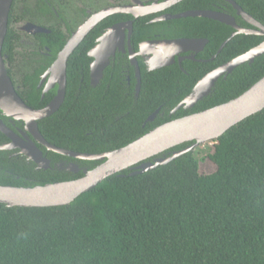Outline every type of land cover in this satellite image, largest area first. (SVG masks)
<instances>
[{
  "label": "trees",
  "instance_id": "1",
  "mask_svg": "<svg viewBox=\"0 0 264 264\" xmlns=\"http://www.w3.org/2000/svg\"><path fill=\"white\" fill-rule=\"evenodd\" d=\"M213 1H182L173 12L206 10ZM234 1L264 24V0ZM220 8L234 14L224 0ZM236 21L251 27L239 17ZM171 24L175 33L170 37L207 40L196 55L207 61L185 59L180 65L149 71L138 59L141 81L135 96L133 80L128 87L121 74L120 66L128 60L117 59L114 69H105L98 85L88 84L91 59L86 50L93 44L88 35L68 60L61 109L38 121L42 136L57 147L81 153L115 150L165 122L237 97L264 75V55H260L218 78L193 107L170 113L207 72L264 40L254 33L235 34L217 53L232 27L197 16L174 19ZM136 30L137 26L135 45L147 34ZM56 37V41L42 38L50 47L60 48L64 40ZM50 98L40 100L39 91L24 96L33 106ZM209 142L213 145L207 156L216 165L211 173H201L197 155L189 151L145 171L128 168L108 176L67 205L7 207L0 203V264H264V108ZM188 144L158 157L170 156ZM49 156L55 160L62 155L52 152ZM79 162L89 168L100 163ZM0 168V185L33 186L82 175L35 170L31 162L24 166V161L11 160L1 150ZM5 170L20 178H12ZM24 175L34 181L24 180Z\"/></svg>",
  "mask_w": 264,
  "mask_h": 264
},
{
  "label": "water",
  "instance_id": "2",
  "mask_svg": "<svg viewBox=\"0 0 264 264\" xmlns=\"http://www.w3.org/2000/svg\"><path fill=\"white\" fill-rule=\"evenodd\" d=\"M229 3L235 11V14L240 16L246 23L254 28L240 27L235 23L234 16L223 11L212 10H191L185 13L170 17H206L221 23H224L233 28L230 36L221 43L217 53L222 49L227 41L235 34L254 33L264 36V24L253 18L238 5L234 0H224ZM12 0H0V103L18 107L24 114H32L34 119L31 120L30 131L35 136L39 143H43L48 150L59 154L71 156L85 160L101 161L93 168H82V175L78 178L60 181L49 182L44 184H36L33 186H12L0 185V203L7 207H45V206H61L67 205L73 201L81 193L88 191L96 186L106 177L115 173H119L124 169H135L134 172L145 171L164 164L171 159L192 151L197 145L204 144L206 141L215 140L229 127L235 125L244 118L261 111L264 108V75L252 84L246 91L237 97L214 107L191 113L159 126L154 127L137 139L115 150H111L99 154H88L75 152L61 147H57L48 143L40 134L37 127V120L51 115L63 102L65 96L66 85V61L74 47L83 39L89 27L83 25L73 34L71 39L66 43L62 51L59 53L51 70H58L59 87L55 97L51 102L42 109H32L27 106L15 92L7 71L4 67L3 58L1 56V46L6 34L7 18ZM113 29V30H111ZM111 32L105 33L100 39H105L98 45L99 56H96L90 69L91 83L96 84L101 77L103 68L108 64L110 54H114V47H109V40L112 38L114 31L120 26H113ZM116 35V33L114 34ZM118 37L117 39H119ZM116 39V38H115ZM116 39V40H117ZM207 40L201 38H179L170 40L147 41L139 46V54L150 55L147 63L149 69H158L168 66L175 61V56L181 52L189 51L190 55L185 56L192 58L193 53L203 49ZM108 47V48H107ZM107 48V49H106ZM94 53L90 52L91 56ZM264 55V40L258 45L250 48L247 52L240 54L230 61L214 68L200 78L192 91L185 96L171 111L174 113L180 108L187 109L193 107L199 100L210 93L215 82L221 76L225 77L240 64L245 62L251 63L255 57ZM185 57H179L178 62ZM132 62L135 60L131 59ZM136 76L137 84L135 94L139 91V72ZM56 77V76H55ZM158 110L153 112L147 119L152 120ZM186 147L180 150H173L170 156H159L167 150L182 144L188 143ZM28 147L33 151V154H27V157L38 164L39 167H48L49 160L43 157L41 151L33 143H29ZM25 154V153H24ZM150 159H153L150 161ZM78 171L77 165H73ZM80 171V170H79Z\"/></svg>",
  "mask_w": 264,
  "mask_h": 264
},
{
  "label": "flooded vegetation",
  "instance_id": "3",
  "mask_svg": "<svg viewBox=\"0 0 264 264\" xmlns=\"http://www.w3.org/2000/svg\"><path fill=\"white\" fill-rule=\"evenodd\" d=\"M182 1L186 0H12L8 12L6 34L1 46V56L3 58L7 75L10 78L15 92L22 101L32 109H42L46 107L55 97L59 87L57 77L58 70L53 72L51 68L59 53L71 39L73 34L79 27L86 25L89 27L87 33L78 45L74 47L67 58L66 84L68 60L76 48L79 47L89 35L90 41L93 42V44L86 50V55L91 59L88 62V84L91 86L98 85L104 75L103 73L105 69L110 66V68L114 69L115 67L112 66L114 61L117 59H124L128 60V64L120 66L122 70L121 74L124 75L128 87L131 86V80H133L132 88L135 94L138 79L136 76L137 71L139 72V79L141 81V70L138 59L141 60L147 70H155L149 69L147 60L150 55H141L138 53L140 44L147 41L185 38L179 36L170 37V35H174L175 33L172 31L174 27L171 24V21L182 17H165L196 10L185 9L173 12L180 7V2ZM211 7L212 8L206 10L223 11L220 8V0H214L211 3ZM225 13L233 15L235 23L240 27H244L236 21V17H239L244 23L246 22L240 16L236 15L235 11H233L234 14L230 12ZM113 26L121 27L120 31L118 29L114 31V34L116 33V35L113 34L108 42L109 47L115 48L113 51L114 54L112 53L109 55L108 64L103 68L98 82L92 84L90 77L91 65L95 57L100 55L97 49L98 45L102 42L105 43V39L100 38L105 33L111 32ZM135 26H137L136 31L147 33L146 38L138 41L136 45L133 41ZM245 28L254 27L251 25V27ZM43 36H49L51 41H56V36H58L59 39L64 40V43L60 48L59 46L50 47L43 41ZM118 37L120 38L117 39ZM201 39L206 40L205 38ZM4 43L6 48L3 51ZM203 49L193 53L192 58L185 57L190 55L189 51L181 52L175 56L174 63L179 64V57H185L181 62L185 59L207 61L206 58H196V55L201 53ZM53 50L56 51L53 52ZM91 51L94 53V56L90 55ZM212 57L213 56L208 59H212ZM131 59L135 60V62H132ZM75 86L80 88V84ZM32 91H39L40 100H43L47 95H51V98L43 104L38 102V106H33L24 100V96ZM62 104L63 102L53 113L58 112L61 109L60 107ZM49 116L38 119L36 121L37 127L38 121L48 118ZM33 119L34 116L32 114L21 113L16 106L9 107L0 103V150L6 154L7 158L24 161V166L31 162L35 170L52 169L56 171L76 173L72 171V168L75 170V167H73L74 164L77 165V168H80L77 172H81L82 168L89 169L85 163L79 162L84 161L85 159H78L56 153L48 150L43 143H39L30 131L31 126L29 123ZM38 131L40 132L39 129ZM29 143L35 144V146L41 151L43 157L49 160L48 167H39L36 162L31 161L27 157V154H33V151L28 147ZM52 152L62 156H58L55 160H52V157L49 156ZM94 161L99 162V160ZM5 172L9 173L12 178H20L19 174H14L12 171L5 170ZM24 180L34 181L32 178L28 179L26 175H24Z\"/></svg>",
  "mask_w": 264,
  "mask_h": 264
},
{
  "label": "rangeland",
  "instance_id": "4",
  "mask_svg": "<svg viewBox=\"0 0 264 264\" xmlns=\"http://www.w3.org/2000/svg\"><path fill=\"white\" fill-rule=\"evenodd\" d=\"M212 145L213 142L206 141V143L197 145L192 150L199 159V171L201 173H211L216 169L215 163H213L212 160L207 156V154L211 153Z\"/></svg>",
  "mask_w": 264,
  "mask_h": 264
},
{
  "label": "bare ground",
  "instance_id": "5",
  "mask_svg": "<svg viewBox=\"0 0 264 264\" xmlns=\"http://www.w3.org/2000/svg\"><path fill=\"white\" fill-rule=\"evenodd\" d=\"M210 141V140H209Z\"/></svg>",
  "mask_w": 264,
  "mask_h": 264
}]
</instances>
